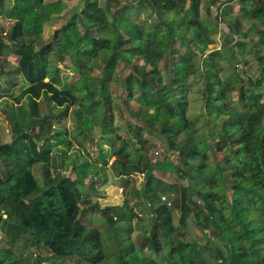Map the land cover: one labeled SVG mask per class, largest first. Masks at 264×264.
I'll use <instances>...</instances> for the list:
<instances>
[{
	"label": "trees",
	"instance_id": "obj_1",
	"mask_svg": "<svg viewBox=\"0 0 264 264\" xmlns=\"http://www.w3.org/2000/svg\"><path fill=\"white\" fill-rule=\"evenodd\" d=\"M69 1L0 0V15L13 21L9 31H5L6 38L0 39V54L13 52L19 56L16 69L23 79L14 99L20 103L28 98L31 123L40 122L39 131L31 134L21 131L23 123L9 113L15 121L16 132L9 142H0L2 228L8 235L14 231L15 235L22 233L30 239L40 258L18 261L12 247L0 245V264H57L58 258H72L75 264H99L109 254L117 258V264H196L199 245L175 236L173 208L181 209L182 225L192 214L198 226L214 231L216 238L223 242L215 250L223 264H264V103L261 101L264 65L256 80L237 73L226 78L221 76L222 62L233 61L234 48L256 56L264 52V0H238L242 13L232 19L219 11V5L232 0H210L208 17L198 14L199 0H189L187 7L186 0H141L157 17L154 24H146L158 33L148 39L142 36L144 26L125 15L119 6L112 8L99 0H79L84 4V14L77 13L75 19L56 29L48 43H43L46 22ZM244 14L251 22L246 30ZM221 21L226 23L222 32L228 39L222 50L208 53L214 64L204 68L200 56L213 43L211 32L221 26ZM189 32L194 36L188 47L174 45L176 41L184 42ZM102 50L106 52L102 54V75L93 76L92 70ZM64 58L69 60L68 64ZM135 58L142 63H134ZM163 59L169 62L167 81L160 67ZM119 61L126 63L130 71L121 78L116 105L124 119L134 121V125L124 130V135L118 133L124 124H112L114 103L106 89ZM64 70L80 76L72 87L59 86L65 80ZM191 76L199 79L200 96L215 117L229 119L219 130L221 138L212 146L216 152L228 149L225 159L216 162L217 171L210 169L208 145L204 141L201 145L194 136L198 120L189 116L187 100ZM94 79L99 84L92 87L90 82ZM234 89H237L235 100ZM41 99L46 104L44 115L39 110ZM133 103L137 109L132 107ZM76 105L81 111H75L77 134L74 138L80 147L84 144L77 135L91 132L95 125H100V135L107 141L96 142L97 161L88 158L82 164L77 159L73 161V178L59 171L52 175L49 170L54 159L52 147L62 143L67 149L72 142L67 127L55 125L51 120L61 121L58 117H67L69 108ZM145 130L164 141L163 150L178 154L179 187H174L169 180L151 187L154 171L158 173V183L164 170L158 168L153 154L149 156V140L143 136ZM180 135L184 136L181 140ZM39 141H43L40 146ZM102 143L110 147L108 152ZM111 156L114 160L110 168L117 176L141 173L147 179L138 195L152 213V225L142 248L153 250L159 258L143 253L121 230L104 232L81 222V205L88 200L78 185H84L87 176L94 174L95 181L89 183L93 188L99 181L96 178L99 171L105 170ZM39 163L47 167L42 185L33 172ZM193 178L202 180V187L190 185L189 180ZM168 186L179 188L182 195L181 201L175 200L174 205L160 197V193L170 191ZM156 197L158 201L153 204L150 200ZM94 206L112 225L133 217L128 205L108 206L96 202ZM104 233L111 240L109 254L103 242Z\"/></svg>",
	"mask_w": 264,
	"mask_h": 264
},
{
	"label": "rangeland",
	"instance_id": "obj_2",
	"mask_svg": "<svg viewBox=\"0 0 264 264\" xmlns=\"http://www.w3.org/2000/svg\"><path fill=\"white\" fill-rule=\"evenodd\" d=\"M46 2L50 0H45ZM199 9L198 14L201 17H208L207 15V5L210 3V0H199ZM100 3H107L110 7L119 6L120 11H122L125 15L129 16L131 19H133L134 22L138 23L139 25H143L142 28V36L143 38H154V36H157V31L152 27L146 25L148 23H155L157 20V17L155 15L154 10L146 4L142 5L141 0H99ZM191 1L186 0V7ZM84 4L82 1L79 0H71L67 3L65 8L61 10L59 13L53 14L50 17V21L46 22L44 27V32L42 34L43 37V43H48L54 32L57 28L60 29L61 26L67 25L71 18H74L77 13L84 14ZM145 6V7H143ZM218 6V5H217ZM125 8V10H124ZM214 7H212V11L214 14ZM219 11H222L225 15H228L229 19L235 18L238 14L242 13V8L239 5L238 0H232L230 3H223L219 5ZM244 13V12H243ZM109 16V15H108ZM110 17V16H109ZM75 19V18H74ZM243 28L244 30L248 29L251 25V22L249 18H247V14H244L243 16ZM9 21H0V39L6 38L5 31H9L12 24ZM10 22V23H9ZM77 23L78 20H77ZM178 24V23H176ZM226 24V23H225ZM221 21V26H216L214 28V31L211 32L212 37L214 38V41L212 44L208 45L205 51H203L202 57L200 56V62L204 68L209 67L214 64V60L212 57L208 55L209 52H211L214 49H223V44L227 41L228 38H226L222 32V28H226L225 25ZM146 25V26H145ZM167 26V24H166ZM80 29L83 30V28L80 26ZM194 34L192 32L187 33V36L185 37L184 42L176 41L174 44L175 46L178 44H184L188 47L187 43L193 39ZM235 57L232 60L229 61H223L222 64L224 66L223 71L221 72V76L223 78H226L232 73H237L240 77H251L253 80H256L260 73L262 72L263 65H264V52H261L259 56H256L254 54H243L240 49L234 48L233 50ZM102 54H106L105 50H102L99 57L96 60V65L94 66L92 70L93 76H101V69L103 66L104 57ZM51 56V59H54V56H52V53L49 54ZM262 56V57H261ZM66 64L69 63V60L65 58L63 59ZM138 62L137 59H134V63ZM142 63V62H138ZM168 59H163L160 63V67L164 72L165 80H168ZM0 67L4 71L2 73L7 72L9 70V80L14 79L18 81V76L16 73V68L14 65H12V62L10 60H7L4 57V54H0ZM130 69L127 66L126 63L123 61L118 62V66L113 72V77L111 84L106 87L107 92L112 98V109L113 112V122L112 124L114 126H119L124 124L121 130L118 131L121 135H124V130L128 129V125H134V121L130 118L124 119V116L122 115L121 109L116 105L118 101V92H120V85H122L121 78L123 76L128 75ZM63 76L65 77L64 83L60 84L59 86L64 87H72V83L76 84L79 79V74L74 72H69V70L63 71ZM4 77V76H3ZM22 78V77H21ZM191 84H189V92L187 94V100H188V107L189 111L188 114L190 117L197 118V128L198 130L194 132V136L198 138V140L201 141V145L206 146L208 154L210 156L209 162L211 166L212 171H217V165L216 162L225 159V154L227 152V148L222 150H213L212 146L214 145V141L219 140L221 138V134L219 130L224 125L225 121H228L227 116H221V117H215V115L210 111L209 107L204 104V100L201 98L198 87L199 85V79L194 78L191 76L190 78ZM23 81V79H22ZM9 83V81H4L3 84L6 85ZM91 86L95 87L99 84L97 79L91 80ZM1 82H0V91L1 90ZM238 85V84H236ZM238 88V86H237ZM264 91V88H263ZM19 91L17 92V94ZM233 100L237 99V89H234L233 93ZM249 95V94H247ZM246 95V97H247ZM124 97V94H123ZM261 101L264 103V96L262 97ZM133 105V106H132ZM131 106L135 108L136 104L133 103ZM137 109V108H135ZM9 112L14 114L16 118L23 123L21 127V131H30L31 134H35L37 131H39V121L36 120L31 123L30 118V112L28 111V98H25L22 103H20L18 106L15 105L14 108L10 110L8 108ZM39 110L42 112L41 115H44L46 112V104L43 99L39 102ZM127 110V108H126ZM6 108L4 109V106H0V115L3 117L1 119L0 117V142H9L11 138L14 136L16 130L13 127L14 120L10 119L9 114L6 112ZM69 115L67 117H58L61 118V121L57 122L56 118L54 121L55 125H62L63 127H67V133L68 137L70 138L72 144L69 148L66 149L65 145L62 143L60 145L52 147V156L54 157L51 168L49 170L52 172V175H55L58 171L62 172L63 175H68L70 177L75 176V171L73 168V161L77 159L78 164L84 163V158H88L91 161H97L98 160V152L99 148L96 144V142H102L107 141L105 140L100 134H101V128L100 125H95L93 130L88 133H84V135L78 134V138L82 143L84 144L82 147L78 144V142L75 140L74 136L77 134V121H76V112L75 111H81L79 110L78 106H73L69 108ZM126 113V111H125ZM83 117L85 114L82 112ZM92 115L90 114V117ZM228 119V120H227ZM30 124L28 129V124ZM47 126V124H46ZM58 129V127H56ZM31 129V130H30ZM118 129V127H117ZM52 130V129H51ZM52 133L51 131L49 132ZM41 135H44L43 132L40 133ZM75 134V135H74ZM46 135V134H45ZM126 135V131H125ZM143 136L149 140L148 142V153L149 156L151 154H155L156 151H158L160 154L158 155L157 159L160 162V167L164 172H160L162 178H159V181L157 183V177L158 174L156 171H154V175L151 177V187L155 188L158 184L161 186L162 183H164L166 180L170 179L171 183H173V186L179 187V184L181 180L179 179V170L180 165L178 164V154L175 152H171L168 150H163L162 145L164 146V141H161L158 137L154 136L153 134H150L147 130L143 132ZM184 136L180 135L178 138L181 140ZM123 138V137H122ZM43 141H40L38 145H42ZM104 150L109 151L110 147L106 143H102ZM118 145H120V142L118 141ZM66 150V151H65ZM229 152V151H228ZM114 160L113 156L109 157V165H107L105 170L99 171V176L96 178L99 179L97 183L92 188L89 186V183H91L93 180V175L87 177L86 180H84V185H78L81 193L84 195L85 199L88 200L87 203H82V211H81V222L86 225L87 227H95L99 230H112L115 229V231H123L127 235H129L131 241L134 245L140 250H143V253H146L147 255L157 257L156 254L151 249L142 248L143 246V240L147 235L148 229L152 225V218L150 215V211L147 209L145 200H142L140 196L138 195L139 188H141L143 185H145L146 178H142V174L139 175H130V176H124L120 178H114V173L112 172L110 165L112 161ZM236 161V160H235ZM47 167L44 164H37L33 167V172L36 175L37 181L39 185H42L44 182L43 176L44 171ZM159 168V166H158ZM168 170V171H166ZM94 173V171L92 172ZM165 179V180H164ZM189 184L193 187H202L203 181L200 179L193 178L191 181L189 180ZM170 191H167L166 193H160V197L162 200H167L172 202L174 205L175 200H180L181 192L179 191V188H171L168 186ZM153 202V204H156L158 201V198H151L150 200ZM181 201V200H180ZM98 202L100 205H118L119 207H123L124 205H128V208H130L133 212L132 219L122 221L120 223H117L116 225H112L107 223V221L102 217V213L95 208L94 203ZM173 208V206H170ZM174 209V220L173 225L175 227V236L179 237L183 241L188 242H195L197 243V250L196 253V264H223V261L220 259H217L215 255L216 247L221 245L223 246V242L219 241L216 238V235L214 234V231H212L209 228H204L202 225H199L195 223V217L190 214L188 221L185 225H182L179 221L181 219V209L173 208ZM3 218L6 217V214L4 210L2 211ZM16 233L12 231L9 235L4 231L2 228V220H0V245L4 247H12L17 255L18 261H26L27 259H39L40 255H38L39 251L36 249V247L32 246V241L30 239L24 238L23 234L20 233L19 235H15ZM105 234V233H104ZM178 234V235H177ZM180 235V236H179ZM111 236V235H110ZM103 242L105 245V249L107 253L109 254L112 249H110L111 240L107 237L105 234L103 236ZM9 243V244H8ZM208 247H211L209 250ZM214 248V249H213ZM44 250V249H43ZM46 252V249L44 250ZM142 254V253H141ZM74 259L72 258H58L57 264H75ZM117 258L113 257V254H109L106 256V258L103 260V262L99 264H117ZM38 264V263H34ZM47 264V263H45ZM51 264V263H49ZM80 264V263H79Z\"/></svg>",
	"mask_w": 264,
	"mask_h": 264
},
{
	"label": "crops",
	"instance_id": "obj_3",
	"mask_svg": "<svg viewBox=\"0 0 264 264\" xmlns=\"http://www.w3.org/2000/svg\"><path fill=\"white\" fill-rule=\"evenodd\" d=\"M9 21V20H11L12 21V19L11 18H9V17H3L2 15H0V21ZM10 21V22H11ZM9 22V23H10ZM13 23V21L11 22V24ZM4 57L7 59V60H10L11 62H12V65H14V67L15 68H17L18 69V66H17V63H18V60H19V56L18 55H16V53H13V52H7L6 54H4ZM16 69V70H17ZM2 72H4L2 69H1V67H0V82H1V90L2 91H0V95H5V96H1L0 97V106H4V109L6 108V113L7 114H9V113H11V112H9V110H8V108H10V110L12 109V108H14L15 107V105L16 106H18L20 103H22L23 102V100L20 102V103H16V99H14V96L15 95H18L17 94V92L19 91L20 92V90H21V85L23 84V81H22V76L19 74V72H18V70L16 71V73H17V76H18V81L17 80H14V79H10L9 80V70H7V72H5V73H2ZM4 76V77H3ZM9 81V83H7L6 85H4L3 84V82L4 81ZM65 81V80H64ZM64 83V82H63ZM0 117H1V119L3 118L1 115H0ZM153 154V153H152ZM160 153L158 152V151H156L155 152V154H153V159H154V161H155V163L156 164H158L159 165V168L161 169V167H160V162L158 161V159H157V157H158V155H159ZM113 158H114V156H113ZM112 170V169H111ZM166 171H168V170H166ZM113 172V171H112ZM114 173V172H113ZM164 173H165V171H164ZM139 174H141V173H136V175H139ZM132 175H134V174H132ZM143 176H142V178L144 179V174H142ZM89 176H92V175H89ZM89 176H87V177H89ZM130 176V175H129ZM122 177H124V176H122ZM114 178H120V176H117L116 174H114ZM87 179V178H86ZM85 179V180H86ZM95 178L93 177V180H94ZM165 180V179H164ZM168 180H170V179H168ZM112 206H115V205H112ZM118 206V205H117ZM148 209V208H147ZM149 210V209H148ZM150 211V210H149ZM152 213L150 212V215H151ZM152 216V215H151ZM47 264H49V263H47Z\"/></svg>",
	"mask_w": 264,
	"mask_h": 264
},
{
	"label": "water",
	"instance_id": "obj_4",
	"mask_svg": "<svg viewBox=\"0 0 264 264\" xmlns=\"http://www.w3.org/2000/svg\"><path fill=\"white\" fill-rule=\"evenodd\" d=\"M38 143H40V141Z\"/></svg>",
	"mask_w": 264,
	"mask_h": 264
},
{
	"label": "built area",
	"instance_id": "obj_5",
	"mask_svg": "<svg viewBox=\"0 0 264 264\" xmlns=\"http://www.w3.org/2000/svg\"><path fill=\"white\" fill-rule=\"evenodd\" d=\"M169 204H170V202H169Z\"/></svg>",
	"mask_w": 264,
	"mask_h": 264
}]
</instances>
